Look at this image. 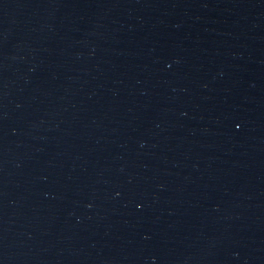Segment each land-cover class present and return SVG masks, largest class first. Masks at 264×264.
I'll return each mask as SVG.
<instances>
[{"label": "water", "instance_id": "water-1", "mask_svg": "<svg viewBox=\"0 0 264 264\" xmlns=\"http://www.w3.org/2000/svg\"><path fill=\"white\" fill-rule=\"evenodd\" d=\"M0 264H264V0H0Z\"/></svg>", "mask_w": 264, "mask_h": 264}]
</instances>
